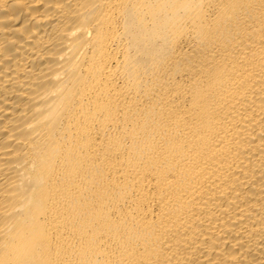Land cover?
I'll use <instances>...</instances> for the list:
<instances>
[{
	"label": "bare ground",
	"instance_id": "obj_1",
	"mask_svg": "<svg viewBox=\"0 0 264 264\" xmlns=\"http://www.w3.org/2000/svg\"><path fill=\"white\" fill-rule=\"evenodd\" d=\"M0 264H264V0H0Z\"/></svg>",
	"mask_w": 264,
	"mask_h": 264
}]
</instances>
